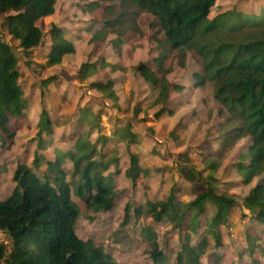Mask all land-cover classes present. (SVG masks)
I'll use <instances>...</instances> for the list:
<instances>
[{"label":"trees","instance_id":"obj_1","mask_svg":"<svg viewBox=\"0 0 264 264\" xmlns=\"http://www.w3.org/2000/svg\"><path fill=\"white\" fill-rule=\"evenodd\" d=\"M57 1L0 0V18L6 27L5 32H0V134L1 131L10 133L9 121L22 115L28 107V99L20 83L22 73L17 49L21 55L31 56L41 48L45 62L40 65L43 70L60 65L65 55L78 50L79 41L76 42L55 23L49 31L48 50L43 46L46 44V32L39 23L55 13ZM219 3L220 0H92L80 4L86 12L102 10L101 18L94 20L100 27L93 31L90 43L106 41L114 34L117 36L114 43L120 45L122 37L130 30L140 32L138 18L142 13L152 15L150 38L156 42L158 54L152 64L141 62L135 69L147 83L159 90L154 103L163 108L156 117L169 109L171 91L184 89L168 78L171 70L165 63L173 51L180 55V61H185L188 50L195 51L201 57L204 69L203 74L195 73L196 86L202 87L208 82L213 84V96L218 102L219 130L223 133L221 147L207 155L208 158L204 159L206 167L202 170L192 164L188 152L179 153L177 160L191 183L194 198L187 202L178 200L174 186L167 200L149 199L145 204L146 215L155 221L167 219L175 228H186V238L177 253L178 264H201V255L210 246L211 230H215L217 247L223 246L220 226L227 223L230 210L235 205L254 213L264 224V181L257 184L240 203L234 194L216 185L218 180L213 174L220 166L219 157L246 137L252 140L247 154L249 160L239 162L237 168L246 183L257 174H264V12L253 15L237 9L228 10ZM100 66L119 69L105 61ZM97 67L96 63L85 62L79 69L78 78L87 80ZM54 78L48 77L44 83L49 84ZM89 87L116 104L119 101L113 79L91 81ZM140 111V107H136L135 114ZM214 114L210 111L212 117ZM80 120L86 122L91 130L103 129L100 116L92 115L89 108H84ZM44 121L49 125L42 126ZM39 126L38 147L42 151L36 153L33 165L19 164L14 176L15 188L0 200V234L11 241L9 247L0 240V264H123L111 256L103 244L78 236L77 223L82 213L72 199L73 186V193L85 202L89 211L109 212L116 206L121 193L117 192L115 181L121 168L118 156H109L107 152L109 136L100 132L95 143L89 139L79 141L78 151L82 154L70 153L75 171L67 180V172L61 168L66 154L53 161L48 160L43 152L48 147L42 135L45 132L53 134V120L46 112ZM132 128L131 121L118 127L114 131V139L134 144L137 135ZM178 128L179 125L171 131L172 136L177 137ZM86 135L89 136L88 133ZM111 165L116 168L115 172L105 174ZM133 166H138V156H133ZM55 167L56 170L53 169ZM49 170L59 174L57 180L61 183L49 178ZM40 171L43 173L41 176L38 174ZM132 171L130 169L129 174L136 179L138 174ZM203 171L209 173L204 176ZM142 209L137 207L136 214ZM208 211L213 212L205 222H201V217ZM131 217V205L128 204L126 220ZM203 223L209 229L202 230ZM141 234L151 246L148 251L152 260L160 261L166 251L160 246L154 227H143ZM191 234H198L200 241L192 244ZM127 236L126 232L122 234L123 239Z\"/></svg>","mask_w":264,"mask_h":264},{"label":"rangeland","instance_id":"obj_2","mask_svg":"<svg viewBox=\"0 0 264 264\" xmlns=\"http://www.w3.org/2000/svg\"><path fill=\"white\" fill-rule=\"evenodd\" d=\"M78 2L83 0H59L56 15L46 22L40 21L39 24L46 32L45 42L48 41L54 20L60 19L59 22L62 23L64 17H68V20L61 25L68 28L67 31L72 37L73 17L86 18L88 22L101 18V9H97L93 15L82 14L77 7ZM219 4L228 10L237 9L253 15L264 12V0H220ZM152 20V15L142 13L138 18L140 32L130 30L123 36L128 45L126 59L121 56L123 62L133 60L134 64L139 65L137 59L151 60L155 54H158L157 44L150 38ZM5 29L4 22L0 18V32H5ZM80 40L76 53L65 55L60 65L47 67L45 70L40 66L45 63L41 48L36 49L31 56L21 55L20 49H17L19 70L22 73L20 83L28 99V107L20 117H14L10 121V133L1 131L0 134L2 139V142L0 140V200L7 197L15 188L14 176L19 164L33 165L36 153L42 151L38 147V136L39 122L44 112L55 122L53 134L42 135L47 139L46 145L49 147L45 155L52 160L57 159V152L58 155H64L62 150L65 152H69L71 148L79 150V141L89 138L91 142H95L98 137L96 129L91 130L89 136L86 135L89 131L88 125L76 118L81 108L88 106L94 110L92 115L100 116L99 122L103 123L105 134L111 135L107 152L109 156H118L122 171L119 176L117 175L115 186L121 194L111 211L96 213L86 209L85 202L73 193L72 186V199L80 206L82 213L77 223L78 236L85 240L92 238L96 243L103 244L105 250L123 264H178L177 253L182 249L186 238V228H175L167 219L161 222L155 221L153 217L146 215L145 204L149 199L156 200L161 197L167 200L174 186L178 200L187 202L194 198L191 185L182 173L177 160L180 152H188L192 164L202 170L206 167L204 159L208 158L207 155H211L210 152L219 148L218 143L223 133L217 126L220 119L217 115L218 102L213 96V84L208 82L197 90L189 88L191 84H187L184 91L173 93L177 102L173 115L159 118L156 117L159 109L153 107L158 89L146 82L135 69L136 65L123 66L121 71L117 69L116 72L111 67L103 70L100 66L87 80H80L79 69L85 62H95L99 66L107 57L106 42L102 47L97 48L95 45L91 46L92 43L87 39L83 40L80 37ZM43 46L46 47V44ZM178 56L180 55L177 51H173L165 63V66L171 70L169 77L172 80L178 82L192 80L190 82L193 83L195 71L204 73L201 57L195 51L188 50L183 63L179 62ZM51 76H55L53 81L45 84V79ZM113 76H116L115 89L119 97L117 104L103 93L89 87V83L93 80H107ZM138 106L142 112L136 115L135 109ZM210 111L215 113L213 117ZM127 121L132 122V131L137 134V141L131 145L112 137L114 130L125 126ZM176 123L181 125L177 130V137H174L170 130ZM45 125H49L47 121L42 123V126ZM251 144L250 137L239 141L229 152L219 157L220 166L214 172L218 180L216 185L223 191L234 194L240 203L257 184L264 181L262 173L246 183L243 174L237 168L239 162L249 160L247 154ZM100 145L98 148L101 147ZM133 156H138V166L141 168L137 180L125 175L126 169L133 163ZM42 167L46 165L42 164ZM62 167L68 173H66L67 180H70L75 171L72 161L66 159L62 162ZM53 169L56 170V167ZM132 169L136 172L135 167ZM114 170V166L111 165L105 174H113ZM48 173L49 178L61 183L57 180L59 174L56 171L49 170ZM39 175L43 173L40 171ZM203 175L206 176L207 171H203ZM128 204L131 205L132 217L127 221ZM140 206L143 211L136 214V208ZM212 212L208 211L202 216L201 222H205ZM149 225L154 227L160 246L166 251L165 256L158 262L152 260L148 251L151 246L141 234L143 227ZM203 225L202 230L209 229L208 225L205 223ZM220 229L223 246L217 247L215 230H211L210 246L206 253L201 255V264H255L256 262L264 264V224L255 217L254 213L240 205H235L230 210L227 223L222 224ZM124 232L128 234L126 239L122 237ZM191 237L192 244L201 239L198 234H191ZM0 239L11 246V241L4 234L0 235Z\"/></svg>","mask_w":264,"mask_h":264},{"label":"crops","instance_id":"obj_3","mask_svg":"<svg viewBox=\"0 0 264 264\" xmlns=\"http://www.w3.org/2000/svg\"><path fill=\"white\" fill-rule=\"evenodd\" d=\"M59 1V0H58ZM58 1H57V4H56V10H57V5H58ZM92 1V0H91ZM84 2V3H83ZM83 2H78V8H80V12L82 13V14H88V15H93L95 12H96V10H94L93 12H86V11H83L82 9H81V7H80V4H85L87 1H84L83 0ZM88 3V2H87ZM56 15V11H55V13L53 14V15H51V16H48V17H46V18H44L42 21H45L46 22V20L47 19H51L52 17H54ZM92 18H96V17H92ZM73 20H71L72 22L71 23H73V26H72V29L74 30V34L72 35V38L73 39H75L76 40V42L77 41H79V39H80V37L81 38H83V40H85V39H87V41H89L90 40V38L92 37V34H93V31H95L96 30V28H99L100 27V25L99 24H96V23H94V22H88L87 21V19L85 18H77V19H75L74 17L72 18ZM65 20H68V17H64V19H63V22H65ZM91 20V19H90ZM89 20V21H90ZM56 21V22H55ZM59 21H61L60 19L58 20H54V23L57 25V26H59L61 29H63L64 31H65V33L68 35V36H70V34H69V31H67V27L66 26H63V25H61L62 23L61 22H59ZM59 23V24H58ZM61 25V26H60ZM90 30V31H89ZM87 32H89V33H87ZM87 35V36H86ZM117 38V36L116 35H110L107 39H106V41H103V42H96V43H92L91 44V46L92 45H95L97 48L98 47H102V45H104L105 44V42L107 43V47H106V55H107V57H106V61L105 60H102L103 62L105 61V62H107V63H109V64H112V65H115V66H118L120 69H118L119 71H121L124 67L123 66H126L127 65V67L128 66H135L136 64H134L135 62L133 61V60H127L126 62H123L122 61V59H121V56H123L125 59H126V57H125V54H126V51H127V47H128V45H127V43H126V41L124 40V38L122 37V43H120V45H118L117 44V42L116 43H114V40ZM82 40V39H81ZM124 41H125V43H124ZM49 44H50V42L49 41H47L46 42V47H48L49 46ZM116 46H118V48L116 47ZM46 47H45V49H46ZM89 47V46H88ZM88 50H89V48H87ZM46 50H48V49H46ZM45 50V51H46ZM88 50H86V51H88ZM118 51V52H117ZM78 53H79V51H78ZM77 53V54H78ZM122 54V55H121ZM69 55H72V54H67L66 56H69ZM79 55V54H78ZM84 56H85V53H84ZM157 56V54H155L152 58H151V60H146V59H137L138 60V64H140L141 62H146V63H149V64H152L153 63V60H154V58ZM66 59V58H65ZM125 59H123V60H125ZM133 59V58H132ZM136 60V61H137ZM88 62V61H87ZM179 62H182V60L181 61H179ZM92 63H95V62H92ZM102 63V62H101ZM101 65V64H100ZM100 65L97 67V68H100ZM137 66V65H136ZM135 66V67H136ZM102 68V67H101ZM108 68H110V67H106V68H103V70L104 69H108ZM169 68V67H168ZM112 69V68H111ZM117 70V71H118ZM114 72H116V70H113ZM196 72H199L200 73V71H195L194 72V74H193V78L195 79L194 81H196V78H195V73ZM169 74H170V72H169ZM169 74H168V78L174 83V84H178V85H182L183 87H184V89L183 90H176V89H173L172 91H171V93H170V102H169V105H168V108L169 109H167L166 110V112H164L159 118H162V117H165V115H167V116H169V115H173V113L175 112V109L177 108V102L175 101V95H173V93H176V92H180V91H184L185 89H186V87H187V84H191V85H189V88H192L193 90H197L198 88H201V87H197L196 86V82L194 83V81H193V83H191L190 81H192V80H184V81H182V82H178V81H176V80H172L170 77H169ZM201 74V73H200ZM117 75V74H116ZM116 76H113V77H111L110 79H113V80H115L116 81V78H115ZM107 80H109V79H107ZM107 80H93V81H107ZM115 84H116V82H115ZM151 85V84H150ZM116 86V85H115ZM186 86V87H185ZM191 86V87H190ZM156 88V87H155ZM158 89V88H157ZM194 92V91H193ZM158 93H159V90H157V95H158ZM156 98H157V96H156ZM156 98H155V100H156ZM154 100V101H155ZM153 104H154V106L153 107H157L159 110L157 111V112H159L162 108H163V106L162 105H155V103L153 102ZM90 106V105H89ZM159 106H160V108H159ZM84 108H89L88 106H85ZM84 108H81V110H80V112H79V114L77 115V119L80 121V122H82V123H85V124H87L86 122H84V121H81L80 119H81V114H82V111L84 110ZM89 110H92V111H94L93 110V108H89ZM142 112V110L140 111V113ZM156 112V113H157ZM155 113V114H156ZM154 114V115H155ZM21 116V115H20ZM20 116H18V117H20ZM152 116V115H151ZM17 117V118H18ZM150 117V116H149ZM16 118V117H15ZM152 118V117H151ZM153 118H154V116H153ZM158 118V119H159ZM13 119V118H12ZM11 119V120H12ZM10 120V121H11ZM10 121H9V123H8V129H10V127H9V125H10ZM100 121V120H99ZM128 122V121H127ZM181 123V122H180ZM178 124V123H176L173 127H172V130L176 127V126H178L179 125V127H180V125L181 124ZM54 124H55V122H53V131H54ZM101 125H102V128L104 129L105 127L103 126V123L101 122L100 123ZM88 125V124H87ZM126 125V124H125ZM217 126L219 127V121H218V123H217ZM40 127V126H39ZM88 128H89V131L88 132H86V134L88 133H90V131H91V128H90V126L88 125ZM98 130L97 128H96V131L98 132V137L96 138V140H95V142H97V140H98V138H99V135H100V132L102 133V134H105V132H104V130ZM117 130V129H116ZM172 130H170V132L172 131ZM115 131V130H114ZM45 135H48L49 136V134H47L46 132L44 133ZM107 135V134H106ZM137 135V134H136ZM107 136H109V141L112 139L111 138V135L109 134V135H107ZM176 136H177V134H176ZM112 137H114V136H112ZM222 137V136H221ZM44 138V137H43ZM247 138V137H246ZM246 138H243V139H246ZM46 139V138H45ZM89 139V138H88ZM242 139V140H243ZM251 139V138H250ZM1 140V142H2V139H0ZM47 140V139H46ZM222 138L220 139V141H219V143H218V147L220 148L221 147V142H222ZM241 141V140H240ZM78 142V141H77ZM95 142H93V143H95ZM49 148V147H48ZM47 148V149H48ZM218 148V149H219ZM46 149V150H47ZM62 150V149H61ZM55 151H56V148H55ZM62 151H64V154H66V157L63 159V161H65L66 159H70L71 161H72V167L74 168V162H73V160H72V158L70 157V153L72 152V153H74L75 155H80V154H82V151H78V150H74L73 148H71V150H69V152H65V150H62ZM216 151H218V150H216ZM44 152V155H45V153H46V151H43ZM57 152V151H56ZM185 152V151H184ZM181 153V152H180ZM46 156V158L48 159V160H52V158H49L47 155H45ZM58 156H60V155H58V152L56 153V157H58ZM245 156V155H244ZM55 157V158H56ZM242 157V156H241ZM53 160H55L54 158H53ZM29 165V164H28ZM64 166V165H63ZM114 166V165H113ZM135 166H133V163H132V165L129 167V168H127L126 169V176L127 177H131V178H133L134 179V177H132L130 174H129V172H130V169H132V168H134ZM63 168V167H62ZM114 169H116L115 167H114ZM141 171V168L139 167V166H137L136 167V172L135 171H132L133 173H136V174H138L139 175V172ZM115 171V170H114ZM122 171V170H121ZM216 170H214L213 171V174H214V172H215ZM209 173V171H207V174ZM39 174V173H38ZM121 174V173H120ZM138 175L136 176V179L135 180H137V178H138ZM119 176V175H118ZM116 180H117V176H116ZM187 180V179H186ZM188 181V180H187ZM190 183V182H189ZM190 185H191V183H190ZM116 187V186H115ZM192 190V189H191ZM117 192H118V190H117ZM79 198V197H78ZM160 199H162L161 197H160Z\"/></svg>","mask_w":264,"mask_h":264},{"label":"built area","instance_id":"obj_4","mask_svg":"<svg viewBox=\"0 0 264 264\" xmlns=\"http://www.w3.org/2000/svg\"><path fill=\"white\" fill-rule=\"evenodd\" d=\"M0 235H3V233H1ZM1 240V239H0ZM6 242V241H5ZM7 243V242H6ZM8 244V243H7Z\"/></svg>","mask_w":264,"mask_h":264}]
</instances>
